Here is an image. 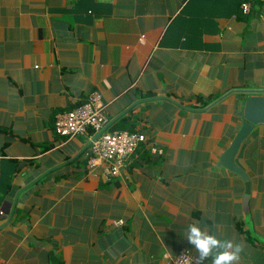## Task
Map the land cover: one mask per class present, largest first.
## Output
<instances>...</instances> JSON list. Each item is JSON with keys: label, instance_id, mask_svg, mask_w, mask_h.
<instances>
[{"label": "crops", "instance_id": "0c3cea01", "mask_svg": "<svg viewBox=\"0 0 264 264\" xmlns=\"http://www.w3.org/2000/svg\"><path fill=\"white\" fill-rule=\"evenodd\" d=\"M245 88L264 89V0H0V264H173L198 256L194 222L264 264V125L236 159L248 208L217 167ZM93 90L148 141L110 181L88 135L54 130Z\"/></svg>", "mask_w": 264, "mask_h": 264}, {"label": "built area", "instance_id": "2783aa9c", "mask_svg": "<svg viewBox=\"0 0 264 264\" xmlns=\"http://www.w3.org/2000/svg\"><path fill=\"white\" fill-rule=\"evenodd\" d=\"M240 10L244 15L250 14L251 3L242 2ZM109 125L102 94L97 90L90 92L79 106L57 114L54 122L55 133L60 137L72 139L78 135H88L91 140L88 168L95 169L103 164L102 176L106 181L119 176L137 150L148 142L144 133L110 130ZM150 151L162 154L161 150L154 147ZM196 258L197 255L191 251L181 250L172 258V263L197 264Z\"/></svg>", "mask_w": 264, "mask_h": 264}, {"label": "water", "instance_id": "95a60500", "mask_svg": "<svg viewBox=\"0 0 264 264\" xmlns=\"http://www.w3.org/2000/svg\"><path fill=\"white\" fill-rule=\"evenodd\" d=\"M232 92H236L244 96L243 100L240 101L239 104V114H240L241 123L230 145L220 156L219 161L217 163V167L223 168L241 178V180L245 184V195L243 198V205L244 207L248 208L249 198L251 194L250 177L246 172V170L237 163L236 159L243 142L253 133L255 127L258 125H264V89L245 88ZM228 95L229 94H226L221 98L217 99L211 104V106L219 103L220 101L225 99ZM38 181L39 179L29 184L26 188H22L17 198L15 199L14 207L16 206L20 194L23 193L25 189L34 185ZM12 213L13 211L11 212L6 225L9 224L12 217ZM2 228L3 226L0 227V230Z\"/></svg>", "mask_w": 264, "mask_h": 264}, {"label": "clouds", "instance_id": "9594fccd", "mask_svg": "<svg viewBox=\"0 0 264 264\" xmlns=\"http://www.w3.org/2000/svg\"><path fill=\"white\" fill-rule=\"evenodd\" d=\"M185 237L198 253L197 264H204L209 258L210 264H240L241 254L245 251L243 243L222 240L203 230L195 222L188 226Z\"/></svg>", "mask_w": 264, "mask_h": 264}, {"label": "trees", "instance_id": "16d2710c", "mask_svg": "<svg viewBox=\"0 0 264 264\" xmlns=\"http://www.w3.org/2000/svg\"><path fill=\"white\" fill-rule=\"evenodd\" d=\"M118 125L120 126V124H118ZM109 128H110V130H116V129H118L117 126H112V125H110ZM119 130H128V131H131V132L133 131L132 127H129L127 129L120 128ZM46 148H50V146H47Z\"/></svg>", "mask_w": 264, "mask_h": 264}]
</instances>
